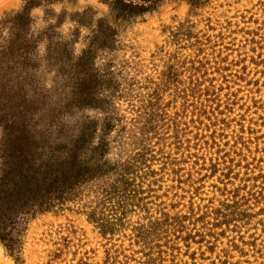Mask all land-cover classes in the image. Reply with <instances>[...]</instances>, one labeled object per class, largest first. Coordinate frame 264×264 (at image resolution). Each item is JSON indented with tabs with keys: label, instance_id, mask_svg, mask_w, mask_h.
Returning a JSON list of instances; mask_svg holds the SVG:
<instances>
[{
	"label": "rangeland",
	"instance_id": "rangeland-1",
	"mask_svg": "<svg viewBox=\"0 0 264 264\" xmlns=\"http://www.w3.org/2000/svg\"><path fill=\"white\" fill-rule=\"evenodd\" d=\"M28 2L30 9L20 16ZM110 3L112 0H0V109L17 94L13 101L19 102L32 120L26 130L31 134L40 131L42 136L53 139L60 130L61 121L65 126L63 132L70 134L84 118L96 120L104 116L100 109H64L63 116L59 112L68 103L76 85L82 82L91 85L102 91L100 98H110L115 117L120 118V124L110 134L107 159L110 164L122 163L138 148L136 110L147 99L152 82L161 83V72L167 63L173 64L176 77L170 86L162 88L161 107L164 106L170 117L182 109L183 100L174 90L188 86L190 73L186 69L189 64L181 65V61L193 60L196 51L184 42L179 46L168 44L170 32L189 18L195 35L213 36L218 31L207 32L205 20L211 18L213 23L222 24L228 21L232 24L230 31L235 33L223 31L225 39L220 43L228 50L217 45L215 50L221 51L219 57L207 56L213 67L208 71L209 77L214 79L223 112L218 118L228 125L206 128L208 122L203 120L205 126L196 125L198 129H195L189 122L190 117L187 125L192 135L214 141L217 146L212 145L210 149L214 157L227 155L224 160L226 167L231 168L230 177L236 178L231 180L234 185H243L241 179L258 175L259 167L264 170V163H258V160L264 161L261 160L264 158V0H211L197 16H190L183 2L163 0L154 10L123 21L116 12L112 13L114 5ZM103 22L117 31L113 48L98 50L90 61L80 63L77 57ZM247 32L255 34L253 38L261 50L251 52L248 46L238 50L245 40L252 38ZM47 39L50 43L46 51ZM71 40L73 44L67 45ZM64 45L70 54L69 64L56 73L51 66L52 59L48 62L44 58H53ZM31 47H34L32 53L27 54L30 64L22 65L21 56L31 51ZM204 51V55L211 53L207 47ZM217 54L219 52L213 57ZM218 67L222 70L217 71ZM77 72L83 75L79 83L73 76ZM18 75L21 79H15ZM110 91L115 92L111 94ZM121 128L123 131L117 133ZM154 143L150 146L157 152L159 147ZM158 167L154 165L153 169L158 170ZM218 175L205 181L201 199L219 200L218 193L214 194L211 188V185L222 187L217 182ZM147 185L148 182L143 186V197L147 198L149 214L135 208L126 218L124 227L112 237H101L86 216L70 205L69 211L43 213L21 224L16 242L18 253L9 256L0 244V264H138L142 253L134 244L133 228L145 223L146 215L156 216L160 202L167 205L174 202L171 199L177 192H169L168 199L162 197L170 186L176 185L166 176L151 186L152 193H147ZM178 194L184 195L181 203L187 204L189 194L179 190ZM114 213L111 207L105 212ZM205 240H210L211 245L194 240L195 243L186 248L182 242L176 243L163 264H264V257L256 253L264 245V227L260 225L243 228L237 233L225 231L223 236H207ZM252 242L256 247L246 245ZM237 245L238 248H233Z\"/></svg>",
	"mask_w": 264,
	"mask_h": 264
},
{
	"label": "trees",
	"instance_id": "trees-1",
	"mask_svg": "<svg viewBox=\"0 0 264 264\" xmlns=\"http://www.w3.org/2000/svg\"><path fill=\"white\" fill-rule=\"evenodd\" d=\"M162 1L112 0L110 4L114 5L112 13L116 12V16L123 21L154 10ZM177 1L188 6L190 16H197L211 0ZM28 9L29 2L24 5L20 16L27 14ZM231 26V22L213 23L211 18H207L206 31L218 33L198 37L192 32L191 20L187 18L170 32L168 44L179 46L184 42L196 51L193 60L181 61V65L189 64L186 69L190 73L188 86L174 90L175 95L183 100L182 109L170 117L164 106L161 107L164 93L162 88L170 86L173 77H176L173 64L167 63L161 72V83L152 82L147 99L136 110L134 123L138 148L122 163L110 164L107 159L110 134L120 124V118L115 117L110 98L106 100L99 97L102 91L84 82L79 83L82 81L80 76H83L80 72L73 75L79 84L71 90L68 103L60 109V114L63 116L64 109H100L104 116L96 120L84 118L70 134L63 132V121L59 123L60 130L53 139L42 136L40 131L31 134L26 130L32 121L28 119V112L20 107L19 102L13 101L17 94H14L11 102H5L0 109V244L9 256L18 253L16 242L21 224L43 213L69 211L70 205L77 207L76 211L86 216L101 237H112L124 227L126 218L134 213L135 208L149 214L147 198L143 197V186L148 182L147 193H152L151 186L157 185L165 176L176 185L170 186L162 197L168 199L169 192L177 191L171 199L174 202L168 205L160 202L156 216L146 215V222L133 228L134 244L140 247L142 253L138 264H163L168 252L174 250L178 242H182L186 248L195 243L194 240L204 241L210 246V240H205L207 236L220 237L225 231L237 233L252 225L253 228L259 225L264 227L262 167L258 168L259 174L255 177L252 175L241 179L243 185H234L231 180L236 178L230 177L231 168L226 167L224 160L227 155L214 157L215 153L210 150L213 149L212 145L217 146L214 141L208 142L198 134L192 135L187 125L188 117L195 129L203 125V120L208 122L206 128L209 125H228L224 119L218 118L223 112L220 111L214 79L209 77L208 71L213 67L207 56L212 59L219 57L221 51H216V46H223L220 44L225 39L223 31L235 33L230 31ZM97 29L98 32L91 36L87 48L77 57L80 63L90 61L98 50L113 48L117 31L104 22ZM246 34L252 38L245 40V44L239 46L238 50H245L246 46L251 52L261 50L262 47H258L253 38L255 34ZM211 37L215 40H211ZM72 42L66 44L71 46ZM45 43L47 51L50 42L47 39ZM206 47L211 51L209 55H204ZM32 49L34 47L26 51L25 56H21L22 65L30 64L31 59L27 54L32 53ZM222 49L228 50L224 46ZM67 52L64 45L53 58L45 56L44 60L49 62L52 59L51 66L59 73L66 63L69 64L70 54ZM216 52L219 54L213 57ZM176 63L179 62L176 60ZM216 70L222 69L218 67ZM19 78L18 75L15 79ZM110 92L114 94L115 91ZM242 131L241 128L240 133ZM153 141L159 147L157 152L150 146ZM258 163L264 161L258 160ZM154 165H159L158 170L153 169ZM217 174V182L222 187L211 185V188L214 194L218 193L219 200L201 199L205 181ZM259 179L261 181L256 185ZM250 181L252 184H246ZM178 190L189 194L187 204L181 203L185 197L179 195ZM85 199L90 200L82 203ZM110 207L116 213L105 214ZM240 244L244 245L242 242ZM246 245L256 247L253 242ZM233 248H238V245ZM256 253L264 257V245Z\"/></svg>",
	"mask_w": 264,
	"mask_h": 264
}]
</instances>
